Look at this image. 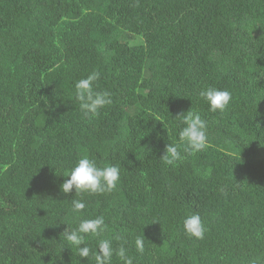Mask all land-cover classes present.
<instances>
[{
	"label": "trees",
	"instance_id": "16d2710c",
	"mask_svg": "<svg viewBox=\"0 0 264 264\" xmlns=\"http://www.w3.org/2000/svg\"><path fill=\"white\" fill-rule=\"evenodd\" d=\"M92 72L113 101L96 117L75 88ZM209 86L231 93L223 112ZM188 110L208 147L165 165ZM82 156L118 166L116 188L63 193ZM101 215L85 243L133 264H264V0H0V264H96L63 232Z\"/></svg>",
	"mask_w": 264,
	"mask_h": 264
},
{
	"label": "clouds",
	"instance_id": "9594fccd",
	"mask_svg": "<svg viewBox=\"0 0 264 264\" xmlns=\"http://www.w3.org/2000/svg\"><path fill=\"white\" fill-rule=\"evenodd\" d=\"M98 78L99 73L92 72L75 83L76 99L81 102L80 107L85 115L90 117L98 116L100 109L111 105L113 102L109 91H93V82ZM198 95L208 104L209 110L213 113L217 110L223 112L231 101V93L228 90H221L212 86L201 89ZM177 116L182 117L183 127L178 133L179 143H168L165 146L164 153L160 157L165 165H175L182 161L181 148L184 152L195 154L208 147L207 121L202 119L198 112L189 110L186 114ZM64 176L68 177L61 185V190L65 194L71 192L73 188H75L77 195L83 192L105 193L116 188L120 179V168L111 164L101 167L97 165L94 159L82 156ZM72 207L74 212H81L86 205L82 200L73 199ZM183 228L189 236L197 239L204 238L206 228L198 213L185 216ZM105 229V219L102 215L92 219H81L77 227L65 229L63 232L64 239L76 248L80 257H89L91 254L96 264H112L114 254L123 261V264H133L127 250L123 246L114 249L110 239H99L96 248H90L85 243L86 235L99 237ZM135 245L139 252L144 251V239L142 237L136 238Z\"/></svg>",
	"mask_w": 264,
	"mask_h": 264
}]
</instances>
